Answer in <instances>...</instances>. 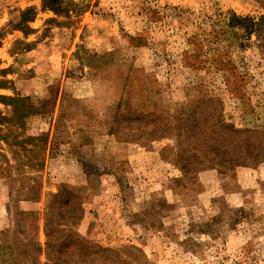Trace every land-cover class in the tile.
I'll return each instance as SVG.
<instances>
[{"label": "rangeland", "instance_id": "374dc122", "mask_svg": "<svg viewBox=\"0 0 264 264\" xmlns=\"http://www.w3.org/2000/svg\"><path fill=\"white\" fill-rule=\"evenodd\" d=\"M61 7L0 0V95L52 106L20 124L0 102V264L48 262L46 214L62 188L82 197L77 231L135 264L130 247L149 264H264L259 146L254 164L189 182L178 164L196 127L215 119L209 97L232 127L264 131V0ZM27 9L35 17L23 21Z\"/></svg>", "mask_w": 264, "mask_h": 264}, {"label": "trees", "instance_id": "16d2710c", "mask_svg": "<svg viewBox=\"0 0 264 264\" xmlns=\"http://www.w3.org/2000/svg\"><path fill=\"white\" fill-rule=\"evenodd\" d=\"M65 0H42L44 9L53 11H61ZM36 11L27 9L23 11V21H30L35 17ZM28 15L30 17H28ZM236 16H233L235 18ZM262 20L264 16L261 17ZM247 20V19H246ZM251 25H256L258 22L249 21ZM208 103L213 106L212 121H204L205 124L196 127V133L189 139L193 142L189 161L186 164H181V158L178 162L183 173V179L189 182L190 179H196L198 173L208 169H231L239 165H252L254 162H247L255 151V145L259 146L258 151L264 152V146L257 137L264 141V131L236 129L226 123L222 117L220 107L215 98L209 97ZM0 102L13 106L14 119L18 123L24 122L26 117L34 114H45L52 109L50 99L42 102L43 110L38 105L34 104L29 96H5L0 95ZM54 105V103L52 104ZM42 109V110H41ZM217 112V113H216ZM4 117H0V123L6 121ZM2 121V122H1ZM186 137V138H187ZM33 142H41L48 139L45 135L30 136L27 140ZM187 139V140H188ZM260 144V145H259ZM26 148V147H25ZM34 145L29 147L33 151ZM254 156V155H253ZM264 159V155H263ZM30 165H39L29 159ZM23 163H21V166ZM194 186H197L194 184ZM84 213L82 197L75 190L62 188L60 192L53 196L51 203L48 206L45 222L46 232V248L45 253L48 259L46 264H135L133 255L130 253L121 252L116 249L106 248L96 243L95 241L83 237L78 231L77 226ZM27 216L32 215V212L23 213ZM58 218L59 221H58ZM34 250L37 254L43 251L42 246L31 239ZM133 253H140L142 261L140 264H149L146 256L141 249L130 247ZM123 254H126L125 257ZM132 258V259H131Z\"/></svg>", "mask_w": 264, "mask_h": 264}]
</instances>
